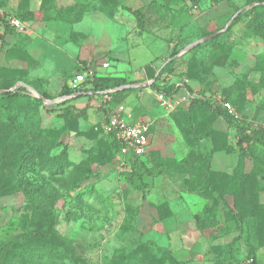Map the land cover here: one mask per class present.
Returning a JSON list of instances; mask_svg holds the SVG:
<instances>
[{
  "label": "rangeland",
  "instance_id": "obj_1",
  "mask_svg": "<svg viewBox=\"0 0 264 264\" xmlns=\"http://www.w3.org/2000/svg\"><path fill=\"white\" fill-rule=\"evenodd\" d=\"M1 5L23 27L0 21V88L28 99H0V241L38 229L52 244L0 264H264V0ZM128 9L142 10L143 26ZM98 62L123 78L118 92L59 106L76 68ZM162 96L180 103L170 111ZM195 98L234 112L213 115ZM24 109L25 137L8 143ZM117 109L154 121L143 161L160 174L143 192L102 133ZM238 128L257 135L251 148L238 145ZM36 133L54 141L48 154L68 162L63 171L39 151L18 167Z\"/></svg>",
  "mask_w": 264,
  "mask_h": 264
},
{
  "label": "trees",
  "instance_id": "obj_2",
  "mask_svg": "<svg viewBox=\"0 0 264 264\" xmlns=\"http://www.w3.org/2000/svg\"><path fill=\"white\" fill-rule=\"evenodd\" d=\"M258 2H262L263 0H257ZM257 7V6H256ZM131 11V13L134 15V17L137 18L138 23L140 26L144 25V15L141 9H128ZM248 12H245V14ZM242 13H239L235 19H238L241 16ZM0 21L4 22L5 30H10L9 25L7 24L5 18L3 16H0ZM93 66H79L77 67V70L75 72H79L81 70L91 68ZM95 73L92 77V79L87 80V84L90 83L91 87L88 89L89 91L93 92V95H97L100 92H103L105 90L116 88L122 84H124L123 78H119L117 76V73L101 70L98 67H93ZM73 77V74L70 76L69 81L66 85L63 86V89L61 90L62 96H71L75 93H81V92H87L88 90L83 89H72L70 86L71 79ZM6 89L7 86H3L0 89ZM123 90V89H122ZM166 95H171L176 88L174 85H169L167 87H164L162 89ZM120 91V90H119ZM112 91L107 93V95L111 94ZM41 95L45 98L48 97L47 94L41 92ZM91 96V95H88ZM81 97V95H76L73 97H70L69 99H66L65 102L59 103L58 105H65L68 104L72 99H76ZM0 99L2 100H11L13 103L14 101H24L25 99H28L27 95H21L19 93V90L17 91H7L4 93H0ZM201 104L203 107H207L210 109L211 113L213 115H220L222 112L226 113V115L229 116V113L225 108L223 107L222 101L220 100L217 106H212L211 103L207 101H202L197 98L193 99L191 104ZM179 105V104H178ZM177 105V106H178ZM176 106V107H177ZM175 107V108H176ZM174 108V109H175ZM173 109V110H174ZM115 111V110H114ZM113 110L108 112L104 118V123L102 125V133L108 137V139L111 142V145L114 149V156L117 161V164L119 163L118 153L120 150V145L115 139L114 135L112 134H106L104 133V125L107 123L108 118L110 114L114 112ZM1 118V117H0ZM29 121V115L28 110L24 109L23 111L15 114V116L10 119L9 121V130L11 132V135L9 136L8 143H13L17 140L23 139L25 135L23 134L27 130V122ZM151 127H149V136H148V145L150 144L151 140ZM206 136H209V132L206 133ZM238 135V145L240 148H251L254 141L258 140V137L256 134H246L243 132V129L238 128L237 130ZM49 135H40L39 133H36L33 135L30 139V146L20 152V158H19V164L18 167H22V165H29L28 160L29 158L35 154L36 152H42L46 154V166L51 172H55V170L63 171V168L68 164V162L61 156H49V150L54 145V141L52 139H48ZM41 143H43L41 145ZM149 153V150L147 149V152L144 155H135L130 154L126 157V167L123 168V171L125 172V179L128 182V184L137 191L143 192L145 191L147 187V183L145 181V177H157L160 174L159 168L157 166H147L144 161L143 157L147 156ZM160 206V205H159ZM157 210H159V207H156ZM159 212V211H158ZM160 215V213H159ZM52 244V241L50 238L41 230L38 229H32L28 232L14 236L10 238L7 241H0V260H3L5 262L11 263L17 260L25 261L28 259V256L32 252H45L49 249V246Z\"/></svg>",
  "mask_w": 264,
  "mask_h": 264
},
{
  "label": "built area",
  "instance_id": "obj_3",
  "mask_svg": "<svg viewBox=\"0 0 264 264\" xmlns=\"http://www.w3.org/2000/svg\"><path fill=\"white\" fill-rule=\"evenodd\" d=\"M0 16H3L9 26L16 28L23 27L22 22L12 13H7L0 7ZM110 66L108 61L101 63V68L107 69ZM95 71L93 68H87L79 72H74L70 82L72 89L88 90L91 87L90 83H86L88 79H92ZM111 91L105 90L100 92L101 95H107ZM88 94H94L87 91ZM84 92V93H87ZM75 93L71 96H75ZM162 102L165 107L172 111L179 103L180 100L169 101L162 96ZM223 107L228 113L233 114L234 109L228 103L222 101ZM150 123L147 121H133L129 112L124 109H117L110 114L107 123L104 125V133L114 135L115 139L120 145L118 153L120 168L126 167V157L130 154L144 155L148 149V136H149Z\"/></svg>",
  "mask_w": 264,
  "mask_h": 264
},
{
  "label": "crops",
  "instance_id": "obj_4",
  "mask_svg": "<svg viewBox=\"0 0 264 264\" xmlns=\"http://www.w3.org/2000/svg\"><path fill=\"white\" fill-rule=\"evenodd\" d=\"M7 1V0H6ZM1 2H2V0H0V7H2L3 5H1ZM4 7V6H3ZM2 7V8H3ZM4 11H5V9H4ZM6 12V11H5ZM13 14V13H12ZM14 15V14H13ZM98 68H99V62H98ZM79 66H82V65H79ZM91 68H93V67H91ZM99 69H101V68H99ZM76 70H77V68H76ZM75 70V71H76ZM111 72H114V73H118L117 71H111ZM76 95H81V96H84V95H92V94H88V92L87 93H84V92H81V93H79V94H76ZM75 95V96H76ZM68 97H73V96H68ZM130 113V115H131V111L129 112ZM131 118H132V120L133 121H147V122H149L150 123V126H152L153 125V123H154V121L153 120H151L150 118H146V119H134V117L131 115ZM149 146V145H148Z\"/></svg>",
  "mask_w": 264,
  "mask_h": 264
},
{
  "label": "water",
  "instance_id": "obj_5",
  "mask_svg": "<svg viewBox=\"0 0 264 264\" xmlns=\"http://www.w3.org/2000/svg\"><path fill=\"white\" fill-rule=\"evenodd\" d=\"M208 37H210V36H208ZM116 89H117V88H116ZM7 91H14V88L5 89V90H0V93H4V92H7ZM39 96L42 98V100H43L44 103H47V102H48L47 99L44 98L42 95H39Z\"/></svg>",
  "mask_w": 264,
  "mask_h": 264
}]
</instances>
